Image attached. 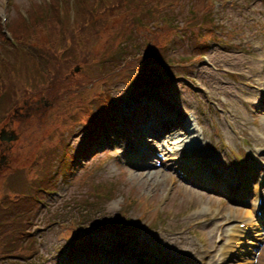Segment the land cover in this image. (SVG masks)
Here are the masks:
<instances>
[{"label": "rangeland", "instance_id": "obj_1", "mask_svg": "<svg viewBox=\"0 0 264 264\" xmlns=\"http://www.w3.org/2000/svg\"><path fill=\"white\" fill-rule=\"evenodd\" d=\"M32 2H34V0H10L8 2V7H3L2 0H0V13H6L9 16V20L6 23L2 22V24L6 25V29H8L7 26L9 24V28L14 32V34L20 40H24L25 43L21 40V45L26 46L27 44L30 45V43L33 44L35 42L34 45L43 47L52 57L60 52L59 49H61L62 45H65L68 48V51H77L80 49L77 53H79L81 49L86 48L88 43L85 40L83 33H87V35L91 36L90 33L95 30V27L90 25L91 27L89 26V29L82 28V25L76 23L73 10L75 9L77 0H75V5H69L70 9L66 13V19L59 20L56 18V14L54 13L55 18L52 21L53 24L47 32L42 23L41 26L38 25L35 29H26V25L30 23L28 21H24L23 19H18V12L20 10L24 12L25 9H29ZM52 5L57 8L58 0H52ZM176 9L181 10V7L177 6ZM37 10H40V7L35 5L32 13L31 10L27 11L29 17H34V23H36L38 19H44L47 14H51L50 7H42V16H37ZM168 10L169 7L162 9L160 15ZM183 13L185 14L186 12ZM184 14H182V18L184 17ZM214 17L216 18L218 24L221 25V32H219L217 39L207 42L208 47L206 48V51H204V53H206L209 57L211 64L207 65L203 61V58H201V60L195 61L189 69L182 68V72L175 70L173 65H169L166 68V74L163 67H157V72L162 75V77H170L172 80L170 83H176L177 87L167 89L164 87H155L156 91L153 92V95L156 97H153L152 99L154 102L162 105L166 104V106L170 105L165 103L163 99L166 101L171 100L173 105L177 106L178 104L177 112L180 113L182 110L185 112L182 114H189L193 117L195 114L196 118L204 126V135L208 138H212V141L209 142L211 148L209 147L210 150L208 152H210V154L206 157H216L218 160L217 164H219L216 165L215 168L218 166L217 170L223 177H228L230 172L233 173V175L232 173L230 174V179H228L229 183H234L238 176L247 177L245 187L250 191L249 195L251 196L255 194L252 183L259 177V173H257L256 179L254 180L252 175L253 173L246 175L244 166L253 161L255 167H258L261 162L260 157L264 156V99L263 94L260 93L261 91L259 89H251L246 84V82L249 81L255 85H263L259 81V78L263 74H257L253 69H248L246 66L254 64L252 61L253 57L264 55V0H239L236 6L233 4L226 6V4L223 5L221 3H217ZM151 21L152 20L149 22ZM193 26L194 27L190 29L192 31L198 29L199 25L194 23ZM236 27H241L243 29V37H236L228 42H224L226 34L233 31ZM150 32L151 31L148 30V34L140 33L139 37L135 36L133 38L136 40L135 43L133 42L128 46H124L122 43L116 42L118 41L117 39H114V43L120 49H123L122 52L134 51L139 54H146L145 45L148 43L145 41L148 39L152 40V38H154ZM23 33L26 34L22 35ZM195 36H191L190 31L188 30L185 39H182L179 36L168 37L164 42V49L160 48L163 47L161 44H158L160 47L157 45L155 49L158 51L159 55H162L163 58L168 61H172L174 59L186 61L189 60V55L192 53L191 48L194 44L191 43V41ZM26 37H36L37 39L32 42H28ZM168 40H172V43L167 47L166 42ZM223 43L229 44L237 51L234 56H229L227 52H224L219 47V45ZM98 47H100V45L94 48L92 52H95ZM101 49L102 47H100L99 50ZM15 54L18 56H15ZM60 54L61 52L58 55ZM104 54L105 52L96 56L93 54L88 55L90 61L85 62L83 72V76L87 79L83 83H73L68 88L70 90L64 91V97L62 100L67 99L68 103H56L53 106L52 103H43V106L38 107V111V103H33V100L39 97L37 84L38 81L41 80V77L38 75L40 74L39 71L36 68L38 74L36 72L32 73L33 79L31 86L33 94L29 96L22 92V89L26 87L24 86V82L26 76L28 75L26 73L27 69L19 71L18 67L15 68L16 71H19L15 72V74H20L19 80L21 82V92L17 94V96L20 97L21 102L18 101L15 103L16 107L18 106L16 113L14 112L13 107L10 109H13L11 112L12 118L4 117V119L0 121V128L4 123H6L8 127H16L19 138L12 144L13 147L8 149V158L6 159L8 161L5 163L0 161V191L6 189L7 193V189L16 188L14 186H8L7 182H9V179L16 176L9 175L8 173L12 170L21 171L22 166L28 165L31 160H34V158L35 160H38V158L36 159L35 157L36 154L40 157L41 166L37 170L35 176L38 175V180L45 182V184L42 185L43 188L46 187L47 180L48 185L50 184V172L54 170L55 165L53 159L58 158V152L63 153L62 150L58 151L62 145V141H59V139L54 141V133L51 130L52 126L50 122L55 117L61 116L58 113L63 111L65 107L68 111L69 108L67 105L69 103H73L74 99H80L83 91L85 92L87 90L82 86H88L89 88L96 87L98 78L94 77L101 74V72L97 69L95 71L92 63L102 59ZM71 55L72 54L69 56V59L71 60L69 64L73 69L75 65L78 63L80 64V57L78 55H74L73 58ZM164 55L169 56L164 57ZM19 57L20 54L11 52V59L15 64L23 63V58H20L18 62ZM220 66L226 67L228 73L225 74L224 72L219 71ZM49 70L50 73H55V67L49 66ZM86 70L91 71V77L89 74H85ZM231 71H234V75ZM128 72L131 76H134L136 73L135 70ZM239 72H245V74H239ZM178 74H180L181 77L178 80H175ZM120 76L121 74L118 71L111 72L110 80L113 81L114 78ZM172 77L174 79H172ZM185 77H194L192 80L193 84L195 87L197 86L202 90H193L185 85L182 82V79ZM247 79L249 80L247 81ZM116 81H113L114 85L120 83H116ZM223 81H227L229 83V86L231 87L230 89L233 92L239 93L242 97L249 99L250 102L239 103L236 105L228 103L230 102L229 98L219 88L222 86ZM10 91L11 89L8 93ZM130 91L132 90L130 89L128 94ZM215 92H219L218 101L215 102L221 103L223 110H215L216 103L209 102L212 100L210 96H213ZM253 94H259V96ZM88 100L91 103L92 110L91 115L90 113L86 114L90 115L88 118L86 115L82 117L78 116L77 118L76 115H72V117L66 121L60 122L58 119L54 120V123L57 126L63 125L64 127L61 132L65 137V144H68L66 147L70 153L69 155L67 154L65 163H62L65 169H63V166L60 164L57 166V172L52 181L53 185L51 186V188H53V190H51L52 194H49V192L46 194L48 195L47 198L49 203L44 209H40L39 205L36 207L35 219L37 221L36 224L39 225H36V229H42V227L48 228L49 226L44 224L47 221L60 220L62 222V217L67 214H69L70 217H75L76 213L71 207L74 203L77 204L76 201L84 195L82 194L83 192H81L84 191V189H86L89 193L88 195H91L94 191H98L101 195L110 194V187L99 188L96 185V181L101 179L110 181L116 180L119 184V188L117 189L119 194L117 198L109 201L108 203H100L102 207H99V200L96 201L98 208L97 211L99 214H103V210L105 215H108L111 218L107 219L105 215H95L96 212L90 211L88 213L89 216L87 220L89 225L86 229H83V231L88 234L93 244L95 239L96 251H103L104 257L101 264H104L105 259L111 260L109 257L116 255L114 252L115 245H120V241L121 243L126 241L125 245H129L132 242L130 238L140 234L145 241L155 246V249L158 250L161 256L168 257L171 260H174V258L182 259L179 252L183 251L188 253L187 246H189L191 249L190 258L181 261L188 262L189 264L193 263L194 259L192 256L194 255V247L189 245L187 241L188 239L184 240L183 237L189 234L188 238L192 240L194 246L197 245V247L200 241H203L204 243L209 241L214 243V239L217 237V235L214 238L209 236L208 229L210 227V222L206 221V218L195 216L193 214V212L196 211L194 205L197 203L199 205L204 203L208 205L212 204L216 206L217 209H223L225 212H230L233 208L238 209L239 211L242 210V212H238L236 215H245V213L247 214L246 209H248L251 213L250 215H253L250 205L245 203L237 204L239 206L230 205L222 199V193L219 194L217 192L203 190L200 189V187H194V189L192 185L186 183L184 181L185 176L182 173H186V169H182V166H178L180 163L174 162L175 155H171L168 158L163 156L154 160L153 163L158 162L159 164L156 167H152V172H157L154 180L149 179L150 177L147 175L149 170L144 171V175L146 176L143 175V181H141L139 177H135L134 175H139L138 173L141 174L142 171L133 169L130 163H128L129 160L122 157L121 154L124 151L123 146H125L128 139L131 140L130 144H133V141H136L142 146H144L143 142H148L149 145H155L153 141L149 140V138L143 134L144 131L142 127L147 124V118L140 121L136 119L133 125V132H128V134H130L128 137L118 132L116 142H109L111 135L107 138L103 135L105 146H102L101 143L95 139L94 134L90 133L85 135L90 131L87 126L90 127L93 117L100 114L99 111L101 109V105L98 104L99 101L95 94H93V96ZM6 103H8V99L4 98V103H0L1 107H4ZM184 107H186L187 110H184ZM83 108L87 107H77L71 109V111L75 112L74 114H78L79 112H77V110L84 111ZM168 108L161 109L162 114H164V111L168 110ZM8 109L9 108L6 105L5 111L9 112L10 110L8 111ZM132 109L133 108H128L127 110L131 111ZM252 112L254 115H252ZM212 114L215 115L219 124L217 128H215V124L211 120ZM254 118L257 119V123H255L256 125L253 124ZM168 120L175 121L176 119L169 118ZM151 121L153 124L157 125L159 132H161L162 128L158 124L159 120L156 119L155 116H151ZM156 121L157 123H155ZM179 128L180 126L177 125L175 128H172L171 131H178ZM90 129L92 128L90 127ZM149 129L152 128L149 127ZM92 139L94 141H91ZM163 139L164 138H162V140ZM52 141L54 142L52 143ZM44 143L52 144L50 146H44ZM156 143L155 147L161 150L162 142L157 141ZM228 143L229 145L225 148V144ZM3 146L4 144H0V149L3 148ZM138 147L139 146L137 145L136 148ZM204 151L206 152L207 150L204 149ZM235 152L238 154L242 153L240 160L235 158ZM76 153L77 155L75 156ZM1 156L2 154L0 150V157ZM178 156L183 157L182 154H178ZM68 160L71 162L70 166L67 165ZM104 162L105 167L100 169L101 164ZM171 176L174 177L175 181L170 178ZM56 190L58 191L57 193L55 192ZM27 192L30 193L31 190H27ZM129 196L131 199L127 198ZM134 197H138L139 200L147 199L149 203L155 208H158L159 211L149 212L146 214V212L143 211L144 208H140V206L132 201V198ZM0 199L2 200L0 205L8 202L7 198L0 197ZM122 205H124L125 208L121 211ZM78 211L79 216H81L83 212L80 209ZM125 213H128L130 217L126 218ZM155 215H162L164 220L170 217L173 218L164 223ZM193 215L195 217H191ZM121 216H124L125 220L121 218L123 221H126L127 219L129 220L126 221L127 224L130 223L129 227L123 229H113L114 227H112V229L107 228V224L117 219L120 220ZM180 217L185 218L181 219ZM193 218L194 220L200 221V223L196 224L195 229L192 228L191 231L190 229H187L185 233H182L184 232V226H173L170 224L178 220H192ZM92 222L103 223H101L100 226H93L94 224H92ZM165 227L167 228L168 233L165 232ZM36 234L39 236V239H41L39 240V248L41 249L39 255L41 258L32 257L14 261L9 257V254H11V250H9L5 253L6 257H0V264H83L79 261L72 260L75 258V255L81 254L78 250L73 252V247L70 248L71 251L69 255L67 254L68 248L61 247L64 241H62L63 239H60L61 233L59 230L47 233V231L42 229L36 231ZM49 235H51L50 239ZM96 237L101 240H96ZM136 241L141 242L140 239ZM246 241L247 240L243 242ZM250 241H253V239L248 240V242ZM254 242L256 241L254 240ZM121 247L123 249L124 246ZM243 247H241V250H248L247 244L243 245ZM261 248L263 247L261 246ZM1 251L3 250H1L0 243V252ZM133 257L136 259L141 258L138 253H135ZM126 258L127 256L124 254L119 259L125 261ZM46 259L50 260L45 262ZM129 259H131L130 256ZM131 262L134 264L133 261ZM239 262L240 261H236L235 264H240ZM254 264H257V262H254Z\"/></svg>", "mask_w": 264, "mask_h": 264}, {"label": "bare ground", "instance_id": "obj_2", "mask_svg": "<svg viewBox=\"0 0 264 264\" xmlns=\"http://www.w3.org/2000/svg\"><path fill=\"white\" fill-rule=\"evenodd\" d=\"M258 62L261 64V66H263L264 63V59H258ZM229 93V92H228ZM230 95H232L233 93H229ZM152 95V94H151ZM153 97H156L154 95H152ZM142 98V99H148L147 94H139L136 93L134 98ZM242 98H237L234 97V102L237 103L238 100L241 101ZM128 100H124V103H122L123 105L128 106L129 103H127ZM150 106L151 109L154 113H157L158 111H160L161 109H164L166 105H162V104H158V103H149L147 102ZM135 104V103H133ZM176 120L175 121H169L167 122V124L164 125L165 129L162 131V133L159 134V136H162V134L165 133H170L171 134L168 136L170 138H166L165 139V143L168 144V147L171 148V152L172 154H177L174 150H178L182 147V145H184V147H186L187 145L189 146H195L197 144H199V137L198 135V130L197 129H193L194 131L191 130V125H190V119H188L187 117H182L179 118L176 115ZM177 125L180 126L179 130H172V128H175ZM149 132V131H148ZM159 136L156 137V139H159ZM189 142V143H188ZM180 146V147H177ZM192 148H197V147H192ZM150 150V147H146L143 151L144 154H146L148 151ZM138 151L141 152V149H139ZM192 156L188 159V161H179L177 160L175 163H180L182 164H186L188 165L189 163L192 164V170L191 173L187 174V177H189V181L190 182H195L198 181L197 179H195L196 177H200L201 179H205L207 180L209 183H211L212 185H215L218 181H215L214 179H211V174L208 176L207 173L208 171L205 169L204 163L199 162L197 160V156L195 155L194 151H191ZM144 159H148L147 155L143 157ZM198 163V165L196 166V163ZM133 165L135 166V161H133ZM147 170V169H146ZM142 173V172H141ZM140 176H142L140 173H138ZM139 175H134L135 177H139ZM148 175L152 176V179L154 178V175L151 173V170L149 171ZM192 175V176H190ZM141 181H143V178L141 179ZM245 191V190H243ZM242 191V192H243ZM226 192H229L235 200L240 199L241 197L243 198V194L240 193L239 190H235L232 189L231 187H228L226 189ZM198 213L197 215H201L205 212L204 208H199L197 209ZM216 217V215H215ZM215 232V229H214ZM141 240V242H137L136 240ZM147 243V244H146ZM231 251H233V249H230ZM127 253L130 255H133L134 253H138L141 254L142 252H145V256L148 257L150 260L149 261H142L140 259H136L135 258V263L136 264H160L161 260H162V256L159 254V252L155 249V246L151 245V243L145 241L141 235H137L133 238L132 242L128 245L127 249H126ZM118 255L123 256L124 255V250H120L119 252H117ZM217 258V254H212L209 256V261L208 264H215V259ZM116 261V260H115ZM115 261L110 260L109 264H123V263H115ZM246 263L249 262V260H245ZM129 264H132L129 263Z\"/></svg>", "mask_w": 264, "mask_h": 264}, {"label": "trees", "instance_id": "obj_3", "mask_svg": "<svg viewBox=\"0 0 264 264\" xmlns=\"http://www.w3.org/2000/svg\"><path fill=\"white\" fill-rule=\"evenodd\" d=\"M81 12H83V15H84V9H81ZM89 15H91V13H85L84 16H89Z\"/></svg>", "mask_w": 264, "mask_h": 264}]
</instances>
